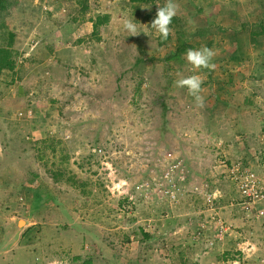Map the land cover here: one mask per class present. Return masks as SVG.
<instances>
[{
	"label": "rangeland",
	"instance_id": "374dc122",
	"mask_svg": "<svg viewBox=\"0 0 264 264\" xmlns=\"http://www.w3.org/2000/svg\"><path fill=\"white\" fill-rule=\"evenodd\" d=\"M166 2L6 0L0 264H264V217L228 205L226 174L264 120V0H174L165 41L151 23ZM180 41L187 50L171 56ZM203 47L213 71L186 59ZM191 75L203 107L175 86ZM207 190L227 227L210 247Z\"/></svg>",
	"mask_w": 264,
	"mask_h": 264
},
{
	"label": "built area",
	"instance_id": "2783aa9c",
	"mask_svg": "<svg viewBox=\"0 0 264 264\" xmlns=\"http://www.w3.org/2000/svg\"><path fill=\"white\" fill-rule=\"evenodd\" d=\"M32 114V109L19 110L17 112L18 117H31ZM254 139L256 144L251 148V152L247 153L248 158H246V161L245 158H243L245 154L237 156L232 163L226 164V174L232 182L236 193V196L230 200L229 205L236 207L238 210H242L246 217L261 219L264 217V120L257 134L254 135ZM223 163L224 161H221V164ZM173 167L177 168L178 163L174 165L172 163L170 168L164 172L165 176H168L169 182L175 181L172 175ZM179 177L180 179L184 178L181 175ZM179 183L181 184L182 182ZM175 190L181 192L180 185L175 188ZM169 192L171 197H175L176 193L174 189ZM218 197H220V195L218 196L215 191L207 190L204 193L207 210L211 212L208 222L214 223L217 229L215 238L220 239L224 234L223 232L227 230V227H225L223 220L217 212ZM213 243V239L208 242L209 245H213Z\"/></svg>",
	"mask_w": 264,
	"mask_h": 264
},
{
	"label": "clouds",
	"instance_id": "9594fccd",
	"mask_svg": "<svg viewBox=\"0 0 264 264\" xmlns=\"http://www.w3.org/2000/svg\"><path fill=\"white\" fill-rule=\"evenodd\" d=\"M179 6L174 0H167L164 6H158L155 19L151 23V27L160 35L162 40H167L172 28L170 27L173 18L177 16ZM124 30L129 34L128 36H137L140 34L137 24L131 20L126 19L123 22ZM147 34V33H145ZM215 57V52L209 47L201 49H189L186 53V59L191 64L193 70L207 69L213 71L216 65L212 62ZM204 81L200 75H191L175 81V86L187 90L189 96L194 100L197 107L204 106V97L202 95V85Z\"/></svg>",
	"mask_w": 264,
	"mask_h": 264
},
{
	"label": "trees",
	"instance_id": "16d2710c",
	"mask_svg": "<svg viewBox=\"0 0 264 264\" xmlns=\"http://www.w3.org/2000/svg\"><path fill=\"white\" fill-rule=\"evenodd\" d=\"M6 6H7V3H6V0H0V10H4L5 8H6ZM187 46L188 45H186V43L185 42H182V41H180L177 45H176V47H175V49L172 51V53H171V56H179L180 55V53H182L183 51H186L187 50ZM12 66V61L10 60V57H9V51H8V49H6V48H0V71H1V69H3V68H7V67H11ZM230 202V201H229ZM229 202H228V205H229ZM242 213H244L242 210H240ZM244 216H245V214H244ZM246 217V216H245ZM246 218H249V217H246ZM250 219H252V220H255V219H253V218H251L250 217ZM189 220V222H191L190 221V219H188ZM216 231H217V229H216V227H215V229H214V231H213V237H212V239L214 240L215 239V233H216ZM201 233H203V231L198 227L197 229H196V231H195V233H194V235L195 234H197L196 236H200L201 235ZM141 234L144 236V237H150V233H149V231H147V230H141ZM224 235V234H223ZM211 240V239H210ZM209 242V241H208ZM214 244V243H213ZM206 246L208 247H210V246H212V245H209L208 243L206 244Z\"/></svg>",
	"mask_w": 264,
	"mask_h": 264
},
{
	"label": "crops",
	"instance_id": "0c3cea01",
	"mask_svg": "<svg viewBox=\"0 0 264 264\" xmlns=\"http://www.w3.org/2000/svg\"><path fill=\"white\" fill-rule=\"evenodd\" d=\"M228 3H230V2H234V3H236L237 1H239V0H233V1H230V0H226ZM246 1V0H245ZM247 1H249V5H250V2H252V0H247ZM227 3V4H228ZM251 4H253V3H251ZM233 8H235V7H233ZM236 9V8H235ZM229 10H232V8L230 7V9ZM234 10V9H233ZM245 73V72H244ZM18 88V92H20V93H22L23 91H24V89H23V87H22V85H20V86H18L17 87ZM6 242H8V240L6 239ZM6 245V246H5ZM6 248L7 247V243L6 244H4V245H0V252H3L4 250L3 249H1V248Z\"/></svg>",
	"mask_w": 264,
	"mask_h": 264
}]
</instances>
